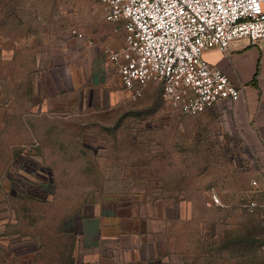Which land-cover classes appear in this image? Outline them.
I'll list each match as a JSON object with an SVG mask.
<instances>
[{
    "label": "rangeland",
    "instance_id": "1",
    "mask_svg": "<svg viewBox=\"0 0 264 264\" xmlns=\"http://www.w3.org/2000/svg\"><path fill=\"white\" fill-rule=\"evenodd\" d=\"M105 13L0 0V264H264V197L230 109L184 116L155 84L132 98Z\"/></svg>",
    "mask_w": 264,
    "mask_h": 264
},
{
    "label": "built area",
    "instance_id": "2",
    "mask_svg": "<svg viewBox=\"0 0 264 264\" xmlns=\"http://www.w3.org/2000/svg\"><path fill=\"white\" fill-rule=\"evenodd\" d=\"M96 1L105 8V20L124 33L119 51H105L122 87L138 98L147 85H158L165 104L184 116L228 108L239 96L227 77L203 60L205 51L227 54L236 40L264 48V0ZM251 184L264 197V185ZM209 204L219 206L216 195Z\"/></svg>",
    "mask_w": 264,
    "mask_h": 264
},
{
    "label": "crops",
    "instance_id": "3",
    "mask_svg": "<svg viewBox=\"0 0 264 264\" xmlns=\"http://www.w3.org/2000/svg\"><path fill=\"white\" fill-rule=\"evenodd\" d=\"M202 58L224 74L231 85L238 89V99L228 105L230 117L242 144L255 161V181L263 186L264 48L249 46L244 40H236L231 43L227 54L218 49H210L202 54Z\"/></svg>",
    "mask_w": 264,
    "mask_h": 264
}]
</instances>
